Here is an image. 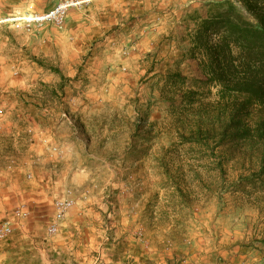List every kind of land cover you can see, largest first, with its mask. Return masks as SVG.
Segmentation results:
<instances>
[{"label":"rangeland","instance_id":"rangeland-1","mask_svg":"<svg viewBox=\"0 0 264 264\" xmlns=\"http://www.w3.org/2000/svg\"><path fill=\"white\" fill-rule=\"evenodd\" d=\"M64 1L0 0V128L24 129L32 145L0 150V222L21 204L11 179L26 180L23 170L47 144L61 148L49 133L53 119L78 134L64 173L84 180L94 200L111 194L122 208L115 218L130 253L120 264H264L262 142L222 137L216 89L192 87L200 103L181 118L178 96L165 89L168 74L192 86L204 78L188 53V16L219 0H74L61 28L26 22ZM33 114L39 122L30 126ZM2 246L1 258L16 252ZM28 247L20 242L19 252Z\"/></svg>","mask_w":264,"mask_h":264},{"label":"crops","instance_id":"crops-1","mask_svg":"<svg viewBox=\"0 0 264 264\" xmlns=\"http://www.w3.org/2000/svg\"><path fill=\"white\" fill-rule=\"evenodd\" d=\"M43 112L46 113L48 120L53 117L51 111ZM31 116L30 126L39 122V115ZM50 122L53 126H49L51 129L49 133L54 138L53 141L61 145V148L55 147L61 149L62 154H49V150L41 151L38 155L44 157L35 158V161L30 162L34 168L31 170L28 167L23 170L26 171L25 174L33 173L32 179L23 180L21 170L18 171L20 175L16 174L14 180L11 179L14 184L18 183L20 186L13 187V197L18 204L25 205L27 215L24 217L26 219L23 218L21 226H18L20 235L12 237L8 242H21L24 248L31 246L27 248L28 257L31 258L29 264H120V261L130 253L125 248L129 246L126 232H123L124 224L115 218L117 214H124L122 208L114 203L115 200L108 201L111 194L106 193L98 200H94L92 192L83 191L81 184L84 180H77L64 173L67 169V154L72 148L76 149L73 143L69 145L68 140L77 137L78 134L74 128L70 132H65L63 128L65 123L61 120L63 123L58 127L53 119ZM11 126L8 132H3L0 128V150L11 149L12 146L14 149H20L29 145V142H24V129L16 130V125ZM8 137L12 140L9 146L6 144ZM66 191L71 193L68 195ZM65 199L72 200L73 206L66 213L58 234L49 237L46 243H43L45 241L42 239L43 231H46L53 216L52 203ZM87 202L89 206H85ZM7 255L9 254L0 257V260L8 257Z\"/></svg>","mask_w":264,"mask_h":264},{"label":"trees","instance_id":"trees-1","mask_svg":"<svg viewBox=\"0 0 264 264\" xmlns=\"http://www.w3.org/2000/svg\"><path fill=\"white\" fill-rule=\"evenodd\" d=\"M188 20L194 25L188 53L204 78L192 86L180 73L166 76L167 97L179 99L178 118L188 117L200 103L192 87H211L216 89V110L222 108V137L231 132L232 140L256 139L264 146V0H219L192 12ZM3 245L12 247L14 256L28 257L27 250L19 252L20 242Z\"/></svg>","mask_w":264,"mask_h":264},{"label":"built area","instance_id":"built-area-1","mask_svg":"<svg viewBox=\"0 0 264 264\" xmlns=\"http://www.w3.org/2000/svg\"><path fill=\"white\" fill-rule=\"evenodd\" d=\"M78 4L79 2H74V0H67L61 2L57 7H55L47 14L43 16L30 18L29 20L27 19L26 22H37L39 24L49 23V24H53L57 28H61L64 23L67 10L72 7H75ZM44 144H47V141H44ZM47 149L53 154L56 153H58L59 155L62 154L57 147L51 144H47ZM14 164H15L14 161H10L7 165V168L9 170L15 168ZM26 178L30 180L31 175L27 174ZM66 193L69 195L71 192L66 191ZM52 205H53V216L49 225L46 227V235L48 237L57 235L61 227V224L65 221L66 213L73 206V201L70 199L55 200L52 203ZM26 215L27 213L25 211V205L21 204L14 209L13 214L9 219L0 222V246H2V244H5L6 242L9 241V239L12 238V234H13L12 225L15 222V220H21Z\"/></svg>","mask_w":264,"mask_h":264}]
</instances>
